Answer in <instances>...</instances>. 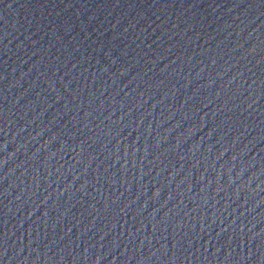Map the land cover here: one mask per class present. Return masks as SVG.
I'll return each instance as SVG.
<instances>
[{"label": "water", "instance_id": "95a60500", "mask_svg": "<svg viewBox=\"0 0 264 264\" xmlns=\"http://www.w3.org/2000/svg\"><path fill=\"white\" fill-rule=\"evenodd\" d=\"M0 264H264V0H0Z\"/></svg>", "mask_w": 264, "mask_h": 264}]
</instances>
